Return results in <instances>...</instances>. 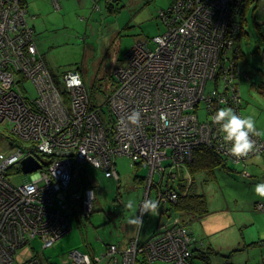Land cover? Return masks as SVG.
<instances>
[{"label": "built area", "instance_id": "obj_1", "mask_svg": "<svg viewBox=\"0 0 264 264\" xmlns=\"http://www.w3.org/2000/svg\"><path fill=\"white\" fill-rule=\"evenodd\" d=\"M51 1L59 7V0ZM241 4L243 0H175L160 10L165 30L136 41L126 52L125 63L114 68L116 86L107 96L109 113L103 121L102 108L93 106L80 72H64L63 89L57 86L27 22V0H0V122L9 124L12 134L11 150L0 152V264H11L16 250L35 237L42 247H50L70 231L64 193L81 218L90 215L93 189L72 187L74 173L85 164L116 180L117 156L126 157L132 166L147 167L139 206L155 187L161 216L174 211L171 203L179 196L178 184L189 187L187 164L195 148L211 147L223 160L236 164L264 156L260 136L252 137L256 151L247 158L232 156L224 133L211 119L221 107L241 115L242 73L233 55ZM22 82H29L32 89L27 85L24 89ZM133 111L141 113L138 126L127 119ZM161 113L168 117L167 127ZM26 156L41 167L24 174L20 160ZM12 175L23 176L22 182L13 184ZM262 208V203L256 205ZM194 242L177 214L144 242L133 238L122 248L108 244L103 256L119 264H197ZM98 260L75 249L64 262ZM27 264L42 263L32 256Z\"/></svg>", "mask_w": 264, "mask_h": 264}, {"label": "rangeland", "instance_id": "obj_2", "mask_svg": "<svg viewBox=\"0 0 264 264\" xmlns=\"http://www.w3.org/2000/svg\"><path fill=\"white\" fill-rule=\"evenodd\" d=\"M98 1L101 11L81 7L57 9L50 0H30L29 10L33 15H27V19L33 23L36 32L40 30L36 33L37 37L34 33L35 43L57 86L63 89L62 71L77 70L82 73L86 86L92 81L99 83L93 101L108 114L107 96L116 86L114 68L125 63L126 52L136 41L149 40L165 30L159 11L169 7L172 0H118L112 13L106 9L105 0ZM245 3L249 8L245 12L244 33L239 38L241 55L238 65L240 70L250 72V81L254 82L262 79L261 71L264 70V61L258 48L259 33L264 34V23L260 19L261 15L264 16V0H245ZM249 83L248 80H239V94L245 102L241 112L246 116L248 113L255 115L262 130L264 88H256ZM26 85L31 88L29 82ZM9 128V124L0 122V152L11 150L9 139L12 134ZM253 158L249 163L226 162L232 170L216 167L213 173L195 174L196 188L205 195L207 211L200 215L174 211L162 216L144 214L139 241L147 239V233L156 229L159 220L161 223L167 222L179 214L195 242L201 243L203 247H199L209 252L210 264H226L228 260L232 264L244 256L250 260L248 254H242L241 251L234 253L233 250L243 241V231H256L257 227L264 229V221L248 224L254 215L249 195L254 178L240 174L241 170L249 171L252 163L264 167L262 156L255 155ZM84 168L93 181L95 195L89 219L82 222L74 217L77 215L73 212L74 216L70 215L69 232L50 247H42L37 237L31 239L16 250L11 264H27L32 256L39 258L42 264H70L64 260L75 249L93 253V258L99 259L94 264H119L103 256L105 244L113 242L118 245L122 237L127 240L129 233H136L138 226L128 222L136 213L127 209L126 204L131 199L137 206L142 198L143 184H135L133 179L135 175L146 176L147 169L130 165L129 159L124 156L115 158L118 180L105 177L103 171L91 164H85ZM158 177L155 174L153 179L157 181ZM22 178L12 175L10 180L13 184H20ZM260 179L262 177L256 183L262 181ZM64 199L71 210L72 204L65 193ZM165 208L168 209L169 205L166 204ZM255 215L261 213L255 212ZM198 253L193 251L195 262L204 264L205 260L197 256Z\"/></svg>", "mask_w": 264, "mask_h": 264}, {"label": "trees", "instance_id": "obj_3", "mask_svg": "<svg viewBox=\"0 0 264 264\" xmlns=\"http://www.w3.org/2000/svg\"><path fill=\"white\" fill-rule=\"evenodd\" d=\"M51 1V0H50ZM118 0H105L106 4L105 7L106 9H108V12L112 13V11H114V4L117 3ZM175 0H172L171 4L174 3ZM170 4V5H171ZM245 3V0H243V7H241L238 10V15L236 17V22L239 23V28L240 30L238 31L236 36V40H239L240 36L242 35V33H244V29L243 26L245 24V12H246V8L248 4ZM254 6L251 7V9H253ZM168 8V7H167ZM166 8V9H167ZM237 14L236 13H232V17H235ZM256 24L258 25V22H256ZM259 44H258V48H260V56L262 58V60L264 61V34L263 33H259ZM238 46V45H237ZM236 55V59H237V63L239 61L240 55L239 54V47L236 48V52L233 54ZM239 66V65H238ZM79 70V69H78ZM68 71V70H66ZM66 71H62L63 73ZM242 74L244 75H240L239 76V80H248L251 84V86L256 87V88H264V70L261 71L262 73V79H259L258 81H254L251 82V74L249 71L247 70H240ZM115 78V76H114ZM94 80V79H93ZM94 81L91 82V84L89 86H87L88 88V93L91 99V102L93 104V106H95L96 102L93 101L94 99V91L96 89V87H98L99 83L95 84L93 83ZM239 84V81H238ZM22 87L24 89H28L26 87L25 83H21ZM243 106V104H242ZM100 117H104L105 112L102 110L100 111ZM107 121H110L109 117L107 116ZM104 121V119H103ZM110 130V129H109ZM135 167H143L139 164L135 165ZM216 167H221L223 169L229 168L226 161L223 160L221 157H219L214 150L211 147L202 145L199 146L197 148H195V150L193 151V157L192 160L187 164V168L188 171L190 173L191 176V181L189 184V187L184 188V186L179 185L178 184V192H179V196L177 198V200L173 203H171V207L175 212H179V213H191V214H204L207 211L206 208V198L204 193L202 192H198L197 188H196V184H195V174H199L202 172H209V173H213L214 169ZM19 170V169H18ZM82 171V168L80 169V172ZM89 173L82 171L80 173V190H84L86 188H94L93 187V181L91 178L88 177ZM104 175V173H103ZM145 176H140V175H135L134 176V183H143ZM119 179V177H118ZM117 179V180H118ZM260 242H264V239H260L256 242H253L251 244H256V243H260ZM107 246V245H105ZM198 251V250H196ZM208 251H200L197 256L203 258V260L206 261V263L208 262L209 264V255H208ZM91 255V254H90ZM107 257V256H106ZM194 257V255H193Z\"/></svg>", "mask_w": 264, "mask_h": 264}, {"label": "crops", "instance_id": "obj_4", "mask_svg": "<svg viewBox=\"0 0 264 264\" xmlns=\"http://www.w3.org/2000/svg\"><path fill=\"white\" fill-rule=\"evenodd\" d=\"M52 2V1H51ZM29 3H30V0L28 1L27 0V15H33V14H30V10H29ZM53 3V2H52ZM74 7H77V8H84V9H88L89 10V8H91V9H93V10H96V9H98L99 11H101V4H100V2L98 1V0H59V7H57V9H62V8H74ZM262 18V19H261ZM260 19L262 20V23H264V16L263 15H261V17H260ZM260 20V21H261ZM27 22H28V19H27ZM28 24L29 25H31L32 27H33V30H34V33H35V37H37V35H36V33L37 32H39V31H37L36 32V30H35V27H34V25H33V23H30V22H28ZM243 100V99H242ZM244 101H243V106H244ZM242 106V107H243ZM241 114H242V112H241ZM249 115H251V113H248L247 114V116H249ZM242 116H246V115H244V114H242ZM252 116H253V118H254V120H255V122H256V128H257V131L258 132H260L261 133V135H259L260 137H264V120L261 122V124H262V130H260V126L258 125V122H257V120H256V116L255 115H253L252 114ZM255 156V155H254ZM258 157V156H257ZM263 158H264V156H262ZM254 158H253V156L252 157H250V158H248L245 162H242V163H249V161H251V160H253ZM239 164V163H238ZM144 168H146L147 169V174H146V176L148 175V168L147 167H144ZM85 170V168L84 167H82V171H84ZM225 170H232V168H226ZM256 170H258L259 172H256ZM81 171V172H82ZM80 171H77V172H75L74 173V179H73V183H72V187L74 188V189H80L81 187H80V173H81ZM242 176H244V177H247V178H254V181H252V188H249V191H250V194L249 195H251V200H250V202L252 203V209H253V217L251 218L250 217V221H249V223L248 224H251V223H253V222H256V221H259V222H261V221H264V198H261V197H259L256 193H255V190H254V188H255V185L256 184H259V183H264V167L260 164V165H257V164H254V163H252L251 164V169L248 171V170H241V173H240ZM145 176V177H146ZM155 176V174H153V177ZM144 177V178H145ZM262 177V179H260V180H262V181H260V182H257L256 183V181H259L258 179L259 178H261ZM110 178H112V177H110ZM158 180H159V178H158ZM163 181L165 180L164 178L162 179ZM249 183H251V182H249ZM135 184H137V183H135ZM143 187H144V184H145V179H144V181H143ZM160 185H164L163 183H160ZM153 187V186H152ZM156 188L155 187H153V188H151L150 187V189H149V199H154V197H155V192H156V190H155ZM247 193V192H246ZM245 193V194H246ZM139 202H140V200H139ZM139 202H138V204H137V211H138V206H139ZM258 203H262L263 204V208L262 209H260V210H258V209H256V205L258 204ZM72 208V207H71ZM127 208V207H126ZM128 209V208H127ZM92 211H93V209H92ZM135 212L136 213V215H138V212ZM69 212H70V215H73L74 216V214H73V212H75L76 213V215L77 216H74L76 219H80V221H86L87 219H89V217H90V215H91V213H90V215L88 216V217H86V218H81L80 216H79V214L77 213V211H74V210H70L69 209ZM175 212V211H174ZM255 212L256 213H261V215H259V216H256L255 215ZM70 215H69V218H70ZM162 216V215H161ZM180 216V215H179ZM182 220V219H181ZM163 223H165V222H163ZM163 223H161L160 222V220H159V222H158V224H157V226H156V229L160 226V225H162ZM70 225H71V223H70ZM155 229V230H156ZM154 231V230H153ZM152 231V232H153ZM140 232H141V230H140V228H138L137 229V231H136V233L135 234H131V233H129L127 236V240H125L123 237H122V240L120 241L121 243H118V245L116 244V243H113V242H109V243H106L105 245H108V244H116L119 248H122V247H124L126 244H127V242L128 241H130L131 239H133V238H137L138 240H139V238H140ZM151 232V233H152ZM151 233H147V235H146V238L151 234ZM241 236H242V239H243V241L241 242V243H239V244H237V246H236V248L233 250V252L235 253V251L236 252H238V251H241V253L242 254H244V253H246V254H248L249 255V258H250V260L249 259H247L245 256H244V258H240V260L239 261H237V262H231L232 264H264V242H260V243H256V244H251V243H253V242H256V241H258V240H262V239H264V229L263 230H261V227H257V229H256V231L255 230H253V229H250L249 231H246V232H242L241 233ZM195 237V236H194ZM199 245H200V247H203V245H201V243H196V242H194V246H193V251L195 250H198L199 252L202 250L200 247H199ZM243 245V246H242ZM198 247V248H197ZM242 248V249H241ZM238 249H241V250H238ZM203 251V250H202ZM231 253H232V251H231ZM240 253V252H239ZM233 254V253H232ZM93 255V253L91 254V256ZM230 256V255H229ZM229 256H226L225 255V257H229ZM228 262H229V264H230V261L228 260ZM205 264H208V262L206 263V261H205ZM210 264V263H209Z\"/></svg>", "mask_w": 264, "mask_h": 264}, {"label": "clouds", "instance_id": "obj_5", "mask_svg": "<svg viewBox=\"0 0 264 264\" xmlns=\"http://www.w3.org/2000/svg\"><path fill=\"white\" fill-rule=\"evenodd\" d=\"M237 47H239V40ZM242 104L243 100L241 98L240 112ZM140 116V112L133 111L127 119L131 124L138 126L140 124ZM211 119L214 124L219 126V130L224 133L223 140L225 143L230 144L228 151L232 156L237 159L247 158L249 154L256 151V143L252 137L259 136L261 133L257 131L256 122L253 116H242V114H238L231 107H221L215 112V115L211 117ZM160 120L164 123L165 127L170 123L165 113H161ZM125 147L128 146L126 145ZM254 190L259 197L264 198V183L256 184ZM126 207L133 213L137 211V206L134 200H128ZM159 207L160 202L158 199H146L142 205L139 206L140 215H134L128 222L132 225L138 226V228H143L144 214L156 216L159 214Z\"/></svg>", "mask_w": 264, "mask_h": 264}, {"label": "water", "instance_id": "obj_6", "mask_svg": "<svg viewBox=\"0 0 264 264\" xmlns=\"http://www.w3.org/2000/svg\"><path fill=\"white\" fill-rule=\"evenodd\" d=\"M21 171L24 174L30 173L41 167V164L32 156H26L20 160ZM27 177H25V180ZM226 264H229L228 262Z\"/></svg>", "mask_w": 264, "mask_h": 264}]
</instances>
